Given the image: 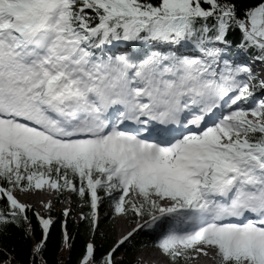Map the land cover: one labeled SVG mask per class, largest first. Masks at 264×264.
<instances>
[{
    "label": "snow or ice",
    "instance_id": "1",
    "mask_svg": "<svg viewBox=\"0 0 264 264\" xmlns=\"http://www.w3.org/2000/svg\"><path fill=\"white\" fill-rule=\"evenodd\" d=\"M45 187L139 218L81 264L145 228L172 264H264V0H0V228Z\"/></svg>",
    "mask_w": 264,
    "mask_h": 264
},
{
    "label": "trees",
    "instance_id": "2",
    "mask_svg": "<svg viewBox=\"0 0 264 264\" xmlns=\"http://www.w3.org/2000/svg\"><path fill=\"white\" fill-rule=\"evenodd\" d=\"M230 38L238 41L239 34L234 33ZM241 61H248L247 56H240ZM259 66V65H258ZM66 191L58 194L56 191V202L64 201ZM103 195V193H100ZM69 198L74 201L78 208L75 212L69 211L67 218L62 210H47L38 212L32 205L27 211L28 220L19 221L18 224H8L0 228V264L11 260L12 264H81V258L85 253L86 245H94V255L97 260L104 257L113 247L117 245L115 238L106 231L109 229V214L115 215L110 201L107 197L99 203L98 219L95 230L90 219H81L82 213L89 212V206L78 195L69 192ZM5 201H0V208H4ZM79 212L80 217L74 216ZM43 218L52 219L47 241L40 252L34 248L43 240L42 228L37 220L36 214ZM67 220V232L71 237L70 247L64 241V222ZM105 226L106 229H103ZM30 229V231H29ZM158 235L155 231H138L129 241L121 245L114 253L117 264H142L136 259V252L142 246H154ZM175 263L184 264L178 259Z\"/></svg>",
    "mask_w": 264,
    "mask_h": 264
},
{
    "label": "rangeland",
    "instance_id": "3",
    "mask_svg": "<svg viewBox=\"0 0 264 264\" xmlns=\"http://www.w3.org/2000/svg\"><path fill=\"white\" fill-rule=\"evenodd\" d=\"M259 68V66L257 65ZM69 192H66V197L64 201L56 202V196L54 195V190H48L47 187H45L44 190H38L34 194H37L36 197H33V193H25L20 194L19 192L14 193V195L17 196L19 201L21 203H24L26 205H32L38 212L41 211H47V210H63L65 211L68 209L69 211H76L78 208L75 206L74 201L69 198ZM50 202V207H45L46 204ZM77 218L80 217L79 212L77 211V214H75ZM100 215L98 214V219H100ZM111 217V218H110ZM110 218L109 222V229H106L105 226H103V229H106L107 232H109L112 237L115 238V242L117 243L123 236L127 235L128 232H130L133 228L136 227V223L139 220L138 217L133 216L131 213L127 215H113L109 214L107 216V219ZM142 222V221H140ZM146 231H152L154 230L157 235L159 236L161 234V228H154V229H143ZM154 247L151 246H142L140 247L136 252V259L139 260L142 264H154L156 261L159 262V264H172L170 263V259L166 257L167 259L163 258L160 255V260L158 259V255L156 251L153 249ZM158 247H155L157 250ZM183 262H187V264H215V261L213 259V254L211 251L209 252L208 256H198L195 260L192 261V259L183 260ZM177 264V263H175Z\"/></svg>",
    "mask_w": 264,
    "mask_h": 264
},
{
    "label": "bare ground",
    "instance_id": "4",
    "mask_svg": "<svg viewBox=\"0 0 264 264\" xmlns=\"http://www.w3.org/2000/svg\"><path fill=\"white\" fill-rule=\"evenodd\" d=\"M37 191H38V190H37ZM37 191H36V192H37ZM34 193H35V192H34ZM34 193H33V197H36L37 194H34ZM202 256H203V255H200V257H202ZM193 260H195V259H192V261H193Z\"/></svg>",
    "mask_w": 264,
    "mask_h": 264
}]
</instances>
